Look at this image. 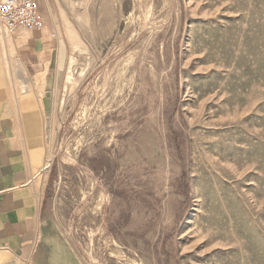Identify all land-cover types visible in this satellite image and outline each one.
I'll use <instances>...</instances> for the list:
<instances>
[{"label":"rangeland","instance_id":"1","mask_svg":"<svg viewBox=\"0 0 264 264\" xmlns=\"http://www.w3.org/2000/svg\"><path fill=\"white\" fill-rule=\"evenodd\" d=\"M92 11L35 180L82 264H264V0Z\"/></svg>","mask_w":264,"mask_h":264},{"label":"crops","instance_id":"2","mask_svg":"<svg viewBox=\"0 0 264 264\" xmlns=\"http://www.w3.org/2000/svg\"><path fill=\"white\" fill-rule=\"evenodd\" d=\"M35 1L40 29H0V260L82 264L35 180L45 160L43 123L74 82L96 0ZM13 53L26 84L20 94L13 91Z\"/></svg>","mask_w":264,"mask_h":264},{"label":"built area","instance_id":"3","mask_svg":"<svg viewBox=\"0 0 264 264\" xmlns=\"http://www.w3.org/2000/svg\"><path fill=\"white\" fill-rule=\"evenodd\" d=\"M43 25L35 0H0V29L13 32L18 28L28 31Z\"/></svg>","mask_w":264,"mask_h":264},{"label":"bare ground","instance_id":"4","mask_svg":"<svg viewBox=\"0 0 264 264\" xmlns=\"http://www.w3.org/2000/svg\"><path fill=\"white\" fill-rule=\"evenodd\" d=\"M100 154H97V156H99ZM52 156V155H51ZM50 165H51V159L49 158L46 162H45V165L43 166V169H42V171L43 172H45V174L48 172V169H49V167H50ZM98 167V166H97ZM106 172H107V174H110V171H109V169H107L106 170ZM103 200V199H102ZM102 204V203H101ZM200 232H202L201 230H200ZM199 232V233H200ZM203 234V233H202ZM212 237V236H211ZM211 239H213V238H211ZM203 240H202V238H200V236H199V239H198V242L197 243H200V242H202ZM206 241V240H205Z\"/></svg>","mask_w":264,"mask_h":264}]
</instances>
